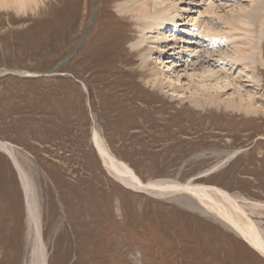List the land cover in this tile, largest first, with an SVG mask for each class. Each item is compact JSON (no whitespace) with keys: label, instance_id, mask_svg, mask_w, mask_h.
<instances>
[{"label":"rangeland","instance_id":"obj_1","mask_svg":"<svg viewBox=\"0 0 264 264\" xmlns=\"http://www.w3.org/2000/svg\"><path fill=\"white\" fill-rule=\"evenodd\" d=\"M149 1L157 2L150 21L184 8L180 30L144 33L137 12L119 10L131 0L0 10V140L30 178L48 264H264L191 195L132 192L102 166L95 132L145 183L216 187L264 210V20L248 37L256 27L236 12L254 0ZM202 62L219 74L202 76ZM197 87L219 91L222 104L203 105L191 93ZM238 90L254 98L253 111L227 108ZM15 168L0 152V264L27 263V203ZM248 213L264 230V211Z\"/></svg>","mask_w":264,"mask_h":264},{"label":"bare ground","instance_id":"obj_2","mask_svg":"<svg viewBox=\"0 0 264 264\" xmlns=\"http://www.w3.org/2000/svg\"><path fill=\"white\" fill-rule=\"evenodd\" d=\"M131 1L132 2H128V3L122 2L123 4L120 3L121 5L119 6V10L121 13H126V14H133L137 12L141 17L140 19H142L141 21L142 24L144 25L143 27L144 33L147 28L151 29L152 31L159 30L165 32L166 31L173 32L174 30L177 32L178 30H180V27L182 26L180 23L183 21L185 22V20L187 19L185 14L183 13L185 10L184 8L182 9V11L180 10L178 11L177 10L178 8L173 7L172 8L173 16L169 20L161 19L160 21H155V20L150 21L152 16H154V15H150V12L157 9L156 5L152 6L151 3L155 2V4H157V2L149 1V0L146 1L131 0ZM36 3L37 0H0V10L8 9V10H13L16 13L26 12L32 7L33 4ZM157 11L159 12V10ZM236 12L244 13L242 15L247 18L246 25L248 24L252 25L248 27H256V30H254V32L250 31L248 37L255 38L257 33H259V35L262 33V29L260 28H262L263 20H264V0H254L252 2V5L250 4V6H247V8H243V10L241 9ZM146 19L148 20V22H146ZM236 30L240 31L241 29L238 28ZM201 33L202 35H205V38L210 37L211 41L217 38L216 33L203 32V31H201ZM166 34L167 33L160 34L159 36L161 38L159 41H163L167 39ZM252 41L253 40L248 38V45H251ZM258 45L260 46V42H258ZM260 47L259 49H261ZM247 48L249 49V46ZM247 48L243 50V53L247 52L246 51ZM229 57H230L229 59L231 60L230 62H233L234 66L237 63H241V59L239 56L235 55ZM207 58L210 57L208 56ZM248 59L250 60L249 62L251 65L258 66V62H256L254 59L252 58H248ZM259 59H260L259 62L263 63V58L260 57ZM208 60H210L209 62L210 64L211 62L213 63V66L216 65V63H218L217 60H212L211 58ZM179 62H182V59ZM200 64L202 65L201 69L203 70L201 74L203 76L204 73L207 72V75H205L207 79L214 78L219 74L218 72H214L213 70L206 71L204 66L205 62H202ZM224 69L225 72L226 70L228 71L226 66H224ZM173 72L175 73L176 71L173 70ZM206 78H204L205 84L207 82ZM216 79L217 78H215V80ZM157 80L158 78L157 79L155 78L153 81L156 83ZM160 80L162 84L163 83L165 84L167 82L166 81L167 77L164 74V72ZM234 84L235 81L233 80L232 85ZM167 85L172 86V84L170 83H167ZM228 87L229 85H226L223 86L222 89L225 90ZM174 90H176L175 92H179V88H175ZM191 93L193 96H195V94L201 93V96L205 100L203 102V105L207 104L208 106H211V105L222 104V103L219 104L222 101V98L220 96V92L217 90L212 91L197 87V88H193V91H191ZM236 95L239 96L238 97L239 99H237L238 101L234 100L235 99L234 98L225 102L227 108L240 110L241 107L246 105L248 111L250 112L255 109L254 98L250 97V100L246 99L245 95H243L239 90L237 91ZM94 145L96 151L100 153L101 160L105 169L108 170V172H110L113 176L118 177L121 183H123V185L127 187L132 186L139 191L140 190L149 191L150 193H160V194L185 193L191 195L192 197L197 199L199 203L204 205L206 209L215 213L222 220H224V222L228 224L251 248H253L257 253H259L264 258V230H262L258 226V224L252 219V217L248 213V210L246 212L245 210L246 207L244 205H240L237 200L231 198V196L227 192L211 186L207 187L201 185L195 186L191 184H186V185L176 184V183L173 184L170 182H165L166 180L145 183L138 177V175H136L134 170L127 163L119 160L116 156H114L111 153L110 149L108 148L104 140L100 137V135L97 132H95L94 134ZM0 152L6 155L11 160V162L17 167L19 178L25 190L27 215H28L27 216L28 244H27V249L25 251L27 257L26 264H48V255L46 254L47 252L46 248L45 251H43L42 249L43 244H40L41 239H43V228L39 214L40 212H38V206L36 203L37 200L35 197L34 190L32 188V184L30 182V178L28 177L24 169L21 167L19 160L17 158V153L15 151V148L11 144L0 141Z\"/></svg>","mask_w":264,"mask_h":264},{"label":"water","instance_id":"obj_3","mask_svg":"<svg viewBox=\"0 0 264 264\" xmlns=\"http://www.w3.org/2000/svg\"><path fill=\"white\" fill-rule=\"evenodd\" d=\"M115 177V176H114ZM117 179L119 180V178L117 177Z\"/></svg>","mask_w":264,"mask_h":264}]
</instances>
